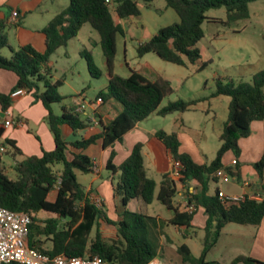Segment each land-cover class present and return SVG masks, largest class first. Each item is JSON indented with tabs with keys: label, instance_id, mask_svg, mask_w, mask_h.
Here are the masks:
<instances>
[{
	"label": "trees",
	"instance_id": "16d2710c",
	"mask_svg": "<svg viewBox=\"0 0 264 264\" xmlns=\"http://www.w3.org/2000/svg\"><path fill=\"white\" fill-rule=\"evenodd\" d=\"M155 1L69 0V6L42 30L45 36L44 51L31 44L14 50L7 34L11 24L7 18H0V70L12 72L18 78L9 93H0L1 112L6 113L13 106V91L26 89L34 102H41L47 110L45 121L55 143L52 151L42 149L41 157H27L16 146V141H4L13 148V158L18 154L23 159H14L11 177L0 158V203L11 211L31 216L28 243L31 248L43 254L100 257L117 264H148L155 258L162 259L158 242L165 235L164 229L174 226L191 232L197 214H188L175 207L180 184H195L196 193L190 201L196 204L198 210L203 208L207 216L202 255L194 256L187 244L177 247L184 264H222L207 260V256L218 244L223 229L230 223L259 226L264 220V197L258 200L247 193L239 202L229 204L219 198V188L211 193L212 187L220 184L216 177L219 170L224 169L241 181L239 162L230 167L226 164V158L229 155L239 158V141L250 136L252 123L264 121V70L255 74L250 82H237L231 78L216 80V91L210 98L226 96L231 101L229 118L220 135L221 147L211 163L197 161L191 153L185 151L179 133L158 131L157 137L172 154L174 161L182 165L180 180L177 182L170 174L163 175L158 193V184L145 166L142 143L136 144L130 156L119 166L114 164L115 153L112 152L106 166L114 180L119 176L113 190L123 206L120 220L109 218L105 208L97 206L92 192L87 191L77 179L76 171L89 174L95 169V161L84 152L91 145L101 141L104 149H112L116 143H122L124 137L139 123L152 115L166 117L183 114L195 110L199 104L210 99H179L161 108L164 99L172 95L175 89L168 79L149 64L132 70L129 77L115 73L117 36L124 35L121 22L130 18L141 20V8L152 9ZM164 1L167 8L177 13L179 22L161 28L150 40L140 44L138 56L153 53L163 61L187 67L202 59L198 44L205 36L202 25L208 20V11L224 8L227 11V25H232L249 19L250 4L260 0ZM17 19L20 23L22 17L19 15ZM86 24L99 34L109 79L108 86L98 93L95 100L96 103L101 99L94 111L100 132L73 142L71 146L80 152L70 153V159L69 144L63 138L60 127L68 125L78 134L87 129L91 122L77 112V105L70 108L62 106L60 115L54 112L53 105L62 104L65 100L60 93L64 80L53 81L50 59L59 49L66 48ZM4 49L11 52V57L2 54ZM81 56L86 60L90 76L99 79L104 72L95 64L91 52L84 50ZM208 65L209 62H202L197 72L204 71ZM4 133L5 127L0 120V138ZM36 138L40 141L38 136ZM58 165L62 168L57 169ZM253 167L262 180L264 156ZM260 188L261 185L256 190ZM52 195L55 196L54 200L50 199ZM155 200L173 213L170 219L161 220L127 209L132 201L151 205ZM41 215L47 216L41 218ZM103 223L116 229V238L105 239L100 229ZM94 231L95 235L92 236ZM230 264L264 262L249 256H238Z\"/></svg>",
	"mask_w": 264,
	"mask_h": 264
},
{
	"label": "rangeland",
	"instance_id": "374dc122",
	"mask_svg": "<svg viewBox=\"0 0 264 264\" xmlns=\"http://www.w3.org/2000/svg\"><path fill=\"white\" fill-rule=\"evenodd\" d=\"M68 5L69 0H56L55 3V7L58 9H63ZM141 9V20L128 19L121 22L124 35L119 34L117 36L116 73L123 77H129L132 70H138L142 65L149 64L155 71L167 78L175 89L172 95L164 99L161 107H165L179 99L210 98L216 91V80L231 78L237 82H250L255 74L264 70V0L250 4L249 19L232 25H227V11L224 8L208 11L206 13L208 20L202 25L205 36L198 44L202 59L195 65L191 64L187 67L163 61L153 53L143 57L138 56L137 49L140 44L150 40L161 28L179 22L177 13L166 7L164 0H156L152 9H146L145 7ZM14 28L15 26H11L9 31L13 30L14 33ZM84 50L91 52L95 64L103 70L104 73L99 79L90 76L86 60L81 56ZM8 51V49H4L2 54L9 56ZM202 62H209V65L204 71L197 72ZM50 66L52 67L53 81L55 82L57 79L64 80L60 93L64 95L65 100L62 104L53 105L56 114L61 113L62 106L65 105L69 108L73 103V88H77L78 91L83 90L86 93L85 99L89 102L95 101L98 93L108 86L109 77L105 57L100 46V37L89 24L82 28L79 37L68 45V49L67 47L61 48L52 55ZM88 83L91 84L90 87H88ZM230 101L231 99L226 96L210 98L199 104L193 111L185 114L176 113L166 117L154 114L143 121L142 125L149 131L161 129L168 133H179L183 139L184 147H187V139L191 141L189 142V149L197 161L211 162L216 158L221 147L220 135L224 124L229 118ZM17 115L18 112L16 111L15 116ZM83 117L85 116L83 115ZM37 130L38 127L31 122L27 131L37 135ZM8 152L9 154L2 157V163L7 167V173L13 177L14 159L22 160L23 156L16 154L13 158L12 153H14V150L11 146H8ZM230 157L231 155L228 156V158ZM61 168V165L57 166V169ZM76 174L78 181L87 188L91 181V174H83L79 171H76ZM156 180L159 183V177H156ZM191 186H195L194 183L186 185V188ZM221 186L225 188V185ZM50 199H53V197ZM98 204L100 207L103 206L100 201ZM177 204L180 208L181 204ZM127 209L131 212H142L159 217L161 220H168L173 216V213L157 200L151 205L132 201ZM41 216V218H46L47 215ZM199 216L203 217V213H200ZM103 225L100 229L105 239L112 240L116 238V229L109 225ZM241 228L243 227L238 224H228L219 245L209 253L208 259L228 264L233 255L237 253L235 251H238V248L245 247L241 237L238 238V230ZM164 230L169 239L162 236L158 242L162 259H165L164 248L173 243L174 247H171L173 250L185 243L192 248L195 254L201 253L203 249L201 236L183 240L179 238L183 235L182 230L174 226H168ZM94 235L95 231L92 236ZM236 241L240 245H237ZM170 259L173 264H184L177 252Z\"/></svg>",
	"mask_w": 264,
	"mask_h": 264
},
{
	"label": "crops",
	"instance_id": "0c3cea01",
	"mask_svg": "<svg viewBox=\"0 0 264 264\" xmlns=\"http://www.w3.org/2000/svg\"><path fill=\"white\" fill-rule=\"evenodd\" d=\"M55 3L56 0H0V18H7L11 26H15L14 33L12 32L13 30H11L10 32L9 29H7L9 42L14 50H19L23 46L29 44L34 45L41 51L45 50V36L42 33V30L51 22V20L58 13H60L69 6L68 5L63 9H58L55 7ZM15 11H17L19 15L24 18L22 19V22L19 23L18 19L13 18V13ZM115 20L117 23L120 22L117 17H115ZM78 37L79 35L75 39H77ZM75 39H73L72 41H74ZM72 41H70V43ZM8 53L9 56L6 57H11V52L8 51ZM17 80L18 78L14 73L0 70V93H9L15 87ZM90 85L91 84L88 83V87H90ZM73 92L74 101L70 105V107L77 105L78 110L79 106L84 102L86 104V110L81 114L84 115V119L91 122V124L87 129L79 132L78 134H75L68 125H62L60 127L63 138L69 144L68 155L70 159L72 158V155L70 153L80 152L79 150H76L71 146L73 142H76L81 138H89L93 134H98L100 132L99 126L95 125L93 122L95 119L94 111L95 108L98 106V103H95V101L87 102L85 99L86 93H84L83 90L78 91L77 88H73ZM65 108L67 107L65 106ZM16 111L18 112L17 116H15ZM60 114H62V111ZM47 115L48 112L44 108L42 103H35L32 95L28 94L26 96L15 99L13 106L11 107V109H9L8 112L2 113L0 109V120L3 126L6 120H12L15 123L14 125L8 128L4 126L5 133L0 139L2 141H5L6 139L16 141V146L27 157H41L43 155L42 149L46 151H52L55 148L53 135L45 121ZM31 122H33L38 127V130L36 131L37 135H33L27 131ZM160 130L161 129H154L152 131H149L143 127L142 123H139L133 131H131L124 137L122 143H116L112 149H104L102 147L101 141H98L96 144L91 145L84 151L95 161V169L92 173H89L91 174V181L89 183V186L87 187V191L92 192V198L94 200L103 203L102 207L105 208L107 216L112 220H120L121 213L123 211L121 199L120 197L115 196L113 190V186L117 182L116 179H118L119 176L117 175L114 180L111 172L108 171L106 166L107 162L111 157L112 152L115 153L113 162L115 165L119 166L123 162H125V160L130 156L133 147L138 143H142L144 145L143 156L147 171L149 175L155 180L156 177H159L160 179L159 183L156 180L158 184L156 193H158L159 191V185L162 182L163 175L170 174L172 176L174 172V159L172 154L167 150L166 146L163 144V142L157 137V133ZM36 136L40 138V141L37 140ZM181 140L183 139L181 138ZM187 141V147H184L183 144V149L192 154L191 150L189 149V142L191 141H189L188 139ZM239 146L241 149V154L237 159L241 167V181L235 180L226 184L220 183L219 185H214L212 187L211 193L214 192L215 188H219L227 195L243 196L249 193L256 199L261 200L264 197V172L263 179L261 180L259 178L258 172L254 169L253 165L260 161L261 158L264 156V121H256L252 123L250 136L248 138L241 139L239 141ZM235 158L236 157L234 156H231L230 158L227 157L226 164L230 166V163ZM211 162L205 163L209 164ZM221 185H225V188H223ZM259 185H261V188L259 190H256ZM184 186L185 185L182 184L179 185V193L185 189ZM190 188L195 189L194 186H191ZM51 197H53V199L51 200L55 199L54 195H52ZM98 202L97 206L100 207ZM180 202L181 198L178 195V197L175 199V207L178 208L177 203ZM178 209L181 211V208ZM200 213H203V217L199 216ZM206 221L207 216L205 214V211L203 208H200L192 223L193 228L191 232L185 231L183 228L176 227L179 230L183 231V235H181V237L179 238L183 240H188L193 237L197 238V236H201V243L203 246V239L205 237L204 229L206 226ZM103 224L107 225L106 223ZM240 226H242L243 228L238 230V238L241 237V239L245 243V247H243L242 249L238 248V251H235L237 253L233 255L231 261L228 264H230L238 256H249L258 261L264 262V220L259 226ZM224 230L225 228L222 231V235ZM163 236L169 239V236L166 235V233ZM220 240L214 248L219 245ZM235 243L237 245H240L238 241H236ZM173 245L174 243L164 248L165 259L161 260H163L166 264H173V261L170 258H172V256H174V253L177 252V248L176 250H173L171 248ZM202 252L203 249L201 253L195 254L193 252V254L196 257H200L202 255ZM208 256L207 260H209ZM219 262L221 263V261Z\"/></svg>",
	"mask_w": 264,
	"mask_h": 264
},
{
	"label": "built area",
	"instance_id": "2783aa9c",
	"mask_svg": "<svg viewBox=\"0 0 264 264\" xmlns=\"http://www.w3.org/2000/svg\"><path fill=\"white\" fill-rule=\"evenodd\" d=\"M109 2V0H107ZM19 13L15 11L13 18L17 19ZM28 95V91L19 88L12 92L13 100ZM101 99L96 103H100ZM86 110V104L83 102L77 112L83 113ZM94 124L98 125L96 119ZM15 123L12 120H6L4 126L11 127ZM8 152V145L0 139V158ZM238 164V159L235 158L230 163L234 167ZM182 165L174 161V172L172 178L179 181L181 178ZM216 177L220 183H230L237 180L234 176L228 174L224 169L216 173ZM184 189V188H183ZM196 193L195 189L186 188L178 195L181 198V211L188 214L198 212V207L190 200ZM219 198L225 203H237L243 196L227 195L222 190L219 191ZM255 198V197H253ZM256 199V198H255ZM32 223L31 216L28 213L14 212L4 208L0 203V264H117L103 260L100 257L84 258V257H68L65 255L49 256L43 254L35 248H31L28 243L30 225ZM148 264H166L163 260L155 258Z\"/></svg>",
	"mask_w": 264,
	"mask_h": 264
},
{
	"label": "water",
	"instance_id": "95a60500",
	"mask_svg": "<svg viewBox=\"0 0 264 264\" xmlns=\"http://www.w3.org/2000/svg\"><path fill=\"white\" fill-rule=\"evenodd\" d=\"M4 115V114H3Z\"/></svg>",
	"mask_w": 264,
	"mask_h": 264
}]
</instances>
